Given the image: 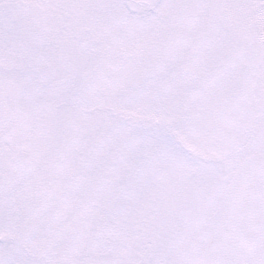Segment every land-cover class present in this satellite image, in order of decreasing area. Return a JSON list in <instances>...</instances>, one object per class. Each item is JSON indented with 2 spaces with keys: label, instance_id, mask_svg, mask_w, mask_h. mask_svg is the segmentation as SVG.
Segmentation results:
<instances>
[{
  "label": "snow or ice",
  "instance_id": "1",
  "mask_svg": "<svg viewBox=\"0 0 264 264\" xmlns=\"http://www.w3.org/2000/svg\"><path fill=\"white\" fill-rule=\"evenodd\" d=\"M0 264H264V0H0Z\"/></svg>",
  "mask_w": 264,
  "mask_h": 264
}]
</instances>
